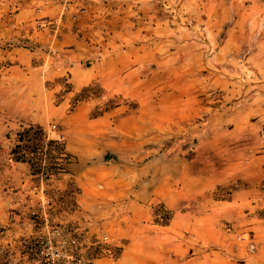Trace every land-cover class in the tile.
<instances>
[{"label": "crops", "instance_id": "crops-1", "mask_svg": "<svg viewBox=\"0 0 264 264\" xmlns=\"http://www.w3.org/2000/svg\"><path fill=\"white\" fill-rule=\"evenodd\" d=\"M45 2L41 8L24 7L14 23L0 18V37L23 33L39 46L0 43V63L11 62L0 72V220L12 231L22 220L20 233H36L25 214L35 201L31 188L37 179L28 163L13 158V150L20 128L38 125L53 137L63 136L71 161L59 177L60 188L76 191L80 210L74 219L89 225L91 233L106 231L124 244L118 264H264V256L251 255L224 228L226 222L253 229L263 224L264 190L242 174L244 169L224 174L222 155L216 154L221 149L213 152L219 164L207 161L213 153L203 151L190 160L161 153L178 135L172 127L174 116L159 119L153 97H138V76L134 84L128 82L138 74V56L110 55L84 62L94 48L79 39L62 3ZM43 16L65 18L58 36L46 29H21ZM64 81L72 90L61 98ZM94 83L135 105L122 101L100 113L95 112L96 101L72 108V98ZM238 178L245 184L232 191L231 198L217 196ZM158 205L173 211L170 225L157 223ZM106 259L99 264H109Z\"/></svg>", "mask_w": 264, "mask_h": 264}, {"label": "rangeland", "instance_id": "rangeland-1", "mask_svg": "<svg viewBox=\"0 0 264 264\" xmlns=\"http://www.w3.org/2000/svg\"><path fill=\"white\" fill-rule=\"evenodd\" d=\"M45 1L48 0H0L3 9L0 18L14 23L15 15L24 7H45ZM57 2L69 12L79 39L94 48L95 52L91 51L90 59L84 62L110 55L138 56V74H133L128 82L134 84L138 76V97H153L160 109L159 119L174 116L172 127L178 135L163 145L161 153L190 160L199 151L208 155L221 149L223 152L216 154L222 155L220 165L226 169L224 174L244 169L242 174L252 177L258 190H264V0ZM64 19L63 16L38 17L33 20L34 25L21 29H46L50 35L58 36ZM22 34L1 36L0 43L4 47L38 49L39 46ZM54 53L57 54L52 50L51 54ZM10 64L8 59L3 60L0 72L6 71ZM71 90L70 82H62L60 97ZM86 101L98 103L96 113L122 101L135 105L120 95L109 93L99 83L83 88L72 98L71 107ZM16 145L17 135L14 149ZM209 159L212 164L220 162L214 153ZM260 176H263L261 181ZM59 177H55L48 188L53 194L56 190L59 193L57 211H68L71 188H60ZM244 184V179L238 178L217 196L231 198L230 193ZM34 185L31 198L37 206L40 196L34 189L39 185L38 180ZM33 204L27 207L25 214L36 228V233L30 236L20 233L24 227L22 220L13 231L0 220V264H41V259L28 251L42 228L31 214L33 209H38L33 208ZM165 210L168 222L161 224L163 226L170 225L174 215L171 209ZM224 228L232 232L251 255L264 256V239L258 241L259 236L264 235V223L253 229V225L226 222ZM116 243L121 244L117 256L102 254L93 258L92 264H99L103 258H107L109 264H118L124 244Z\"/></svg>", "mask_w": 264, "mask_h": 264}, {"label": "built area", "instance_id": "built-area-1", "mask_svg": "<svg viewBox=\"0 0 264 264\" xmlns=\"http://www.w3.org/2000/svg\"><path fill=\"white\" fill-rule=\"evenodd\" d=\"M13 156L16 161L31 166L39 184L34 192L40 196L38 207L43 211L33 209L31 214L42 228L38 238L28 248L30 254L38 256L41 264H92L93 258L102 254L117 256L121 244L116 243L109 232L91 233L89 225L74 219L80 210L74 189L69 195L68 211H57L59 204L56 198L59 195L57 190L53 194L48 184L55 177L64 175L71 161L62 135L58 133L57 137H53L49 129L38 125L22 126L17 134ZM155 209L156 221L167 223L166 208L158 205Z\"/></svg>", "mask_w": 264, "mask_h": 264}]
</instances>
